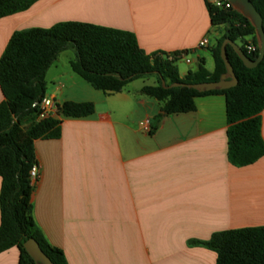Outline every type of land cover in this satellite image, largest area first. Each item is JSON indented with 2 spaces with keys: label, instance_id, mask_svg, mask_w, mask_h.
<instances>
[{
  "label": "crops",
  "instance_id": "obj_1",
  "mask_svg": "<svg viewBox=\"0 0 264 264\" xmlns=\"http://www.w3.org/2000/svg\"><path fill=\"white\" fill-rule=\"evenodd\" d=\"M207 4L40 0L0 19V57L15 32L75 22L129 32L147 55H176L179 79L200 61L213 73L210 49L225 29L211 25ZM74 59L64 51L48 69L45 98L59 106L89 103L94 113H58L60 138L34 142L39 180L31 196L35 225L67 264H216L214 252L189 243L264 226V157L242 168L229 163L223 96L197 98L194 112L166 116L150 134L141 124L151 129L162 104L141 90L155 78L104 94L73 73ZM260 118L264 142V109ZM18 256L12 248L0 264H19Z\"/></svg>",
  "mask_w": 264,
  "mask_h": 264
},
{
  "label": "trees",
  "instance_id": "obj_2",
  "mask_svg": "<svg viewBox=\"0 0 264 264\" xmlns=\"http://www.w3.org/2000/svg\"><path fill=\"white\" fill-rule=\"evenodd\" d=\"M40 0H0V19L27 11ZM262 18L264 0H250ZM213 27L223 26L225 34L210 49L214 71L205 70L202 61L194 73L179 79L173 59L165 55H147L136 37L119 30L89 24L66 22L49 29H27L15 32L0 57V254L16 248L19 264H34L23 248L34 239L53 264H67L61 250L50 246L32 218L33 186L30 171L36 164L34 142L60 138L61 122L39 120V103L45 98L44 77L58 56L73 50L70 63L74 74L94 90L104 94L121 93L130 83L154 77L155 86H145L141 94L162 104L163 115L151 126L153 134L166 116L187 114L196 110L197 98L220 95L225 98L227 121V157L237 168L253 165L264 157L260 114L264 109V58L254 69H247L233 48L226 55L238 81L236 87L199 93L187 88H169L181 83L194 85L220 81L226 73L220 48L225 40L240 43L244 54L255 60L259 43L248 19L234 10L220 11L207 4ZM253 46L248 52L246 47ZM164 83V85H163ZM59 113L64 118H86L94 113L89 103H64ZM190 245L214 252L216 264H264V226L213 234L207 241Z\"/></svg>",
  "mask_w": 264,
  "mask_h": 264
},
{
  "label": "water",
  "instance_id": "obj_3",
  "mask_svg": "<svg viewBox=\"0 0 264 264\" xmlns=\"http://www.w3.org/2000/svg\"><path fill=\"white\" fill-rule=\"evenodd\" d=\"M228 2L232 5L234 11L240 13L243 17L249 20L251 25L255 29L256 37L259 43L258 49L259 54L257 59L252 60L248 58L240 46L236 43H233L229 40H225L220 48V56L223 61L226 69V73L221 76L220 81L212 82V83H201L194 85H186V84H173L169 88H187L190 90L197 91L199 93L217 91V90H228L237 86L238 81L234 75L232 66L230 65L227 55H226V46L230 45L243 65L247 69L256 68L264 58V32L262 29V18L260 14L256 11L253 4L250 0H228ZM164 85V83H163ZM24 250L29 255V257L33 260L34 264H53L46 255L41 251L38 243L34 239L27 240L23 245Z\"/></svg>",
  "mask_w": 264,
  "mask_h": 264
},
{
  "label": "built area",
  "instance_id": "obj_4",
  "mask_svg": "<svg viewBox=\"0 0 264 264\" xmlns=\"http://www.w3.org/2000/svg\"><path fill=\"white\" fill-rule=\"evenodd\" d=\"M208 4L215 7L216 9L220 11H228L233 10L232 5L228 2V0H208ZM208 44L207 39H204L200 42L199 47L203 48ZM248 52H253L255 49L253 46L249 45L246 47ZM187 63H189L188 60H186ZM60 110V106L49 98H43L42 101L39 103V120H44L48 118H55ZM141 128L146 131L150 132V124L149 121H145L141 124ZM30 181L31 185L34 186V184L39 180V168L37 163L33 166L30 173Z\"/></svg>",
  "mask_w": 264,
  "mask_h": 264
},
{
  "label": "rangeland",
  "instance_id": "obj_5",
  "mask_svg": "<svg viewBox=\"0 0 264 264\" xmlns=\"http://www.w3.org/2000/svg\"><path fill=\"white\" fill-rule=\"evenodd\" d=\"M238 46H240V43H237ZM68 52L72 53L74 52L73 50H67ZM75 54V53H74ZM153 78L154 77H146V78H142V79H138L132 83H130L126 88L131 91V90H134V87L135 85H153Z\"/></svg>",
  "mask_w": 264,
  "mask_h": 264
}]
</instances>
